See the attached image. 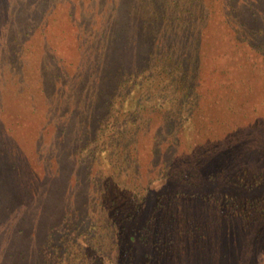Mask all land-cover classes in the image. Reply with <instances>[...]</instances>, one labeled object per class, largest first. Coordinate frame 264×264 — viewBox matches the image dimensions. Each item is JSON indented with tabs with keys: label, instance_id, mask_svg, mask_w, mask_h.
Here are the masks:
<instances>
[{
	"label": "trees",
	"instance_id": "16d2710c",
	"mask_svg": "<svg viewBox=\"0 0 264 264\" xmlns=\"http://www.w3.org/2000/svg\"><path fill=\"white\" fill-rule=\"evenodd\" d=\"M47 1L0 0V64L6 63L13 73L22 72L24 43L49 19L53 0ZM219 2H70L76 7L69 4L67 15L73 25L74 22L77 25L82 58H86V63L79 64L78 69L76 65L73 71L65 65L66 69L60 66L53 75L57 96L54 127L57 129L56 140L60 143L56 156L62 168L59 167L53 177L56 199L43 203L46 214L35 226L37 240L43 239L40 253L44 263L50 259L56 260V264H165L171 249L178 246L181 235L187 239L193 237L194 243H199L200 225L192 221L193 217L178 216L177 210L183 198L200 195V184L210 182L220 187V176L217 177L214 169L218 163L203 161L197 166L192 165V160L185 161L181 157L170 166L166 163L157 166L152 172H155L153 177L141 183L135 141L138 135L147 134L157 120L159 126L156 125L152 133L155 146L163 132L168 139L164 151L173 143H179V139L186 142L190 123L195 121L199 110L194 76L200 71L204 73L203 60L216 46L218 54L213 53L216 60L208 57L210 64L214 63L212 67L216 73H234L240 85L242 74L247 73L246 91L254 93L256 100L257 88L255 90L251 79L256 73L264 78V46L251 35L254 31H248L255 26L253 35L263 37L264 12L250 3L249 17L236 20L239 25L235 24L236 28L232 25L233 31L227 38L221 36L220 43L217 28L221 24L217 27L215 24L219 20L227 25L228 21L225 17L220 19ZM258 3L264 8V0H258ZM242 23L246 25L244 36H241L244 42L238 37ZM246 47L254 50L255 57L250 58ZM221 50V58L217 59ZM233 85L231 93L238 99L240 86ZM262 89L264 92V85ZM260 92L263 96L261 89ZM230 99L231 96L227 97L229 105L225 103L224 110L232 113ZM204 110L205 107L200 112V120L206 116ZM255 110L256 114L263 113L260 106ZM79 116L74 151L75 157L78 151L74 167L78 177L74 183L81 173H85L89 177L88 187L86 190L76 183L72 198L67 195L62 201L58 195L67 174L66 152L70 146L71 125ZM63 123L67 125L61 126ZM214 130L210 128L207 132ZM172 137L175 139L171 140ZM9 153L0 143V172L6 170L3 161L11 157ZM15 167L14 162L9 164V168ZM186 171L190 172L189 176L185 175ZM195 178L199 182L192 183ZM213 196L214 193H206L200 200ZM54 200L56 206L50 204ZM249 202V207L244 206L245 211L254 210L252 206L256 210L264 209L259 208L260 200L253 198ZM98 209L107 214L97 216ZM20 221L23 227L11 242L16 252L6 253L7 259L13 261L11 264H16V257L21 262L27 259V235L25 238L24 233L30 226L26 216ZM31 231L34 233L33 229ZM64 249L68 250L65 256L71 255L67 263L59 256ZM44 257L47 258L44 260ZM1 263L5 264L4 259Z\"/></svg>",
	"mask_w": 264,
	"mask_h": 264
},
{
	"label": "rangeland",
	"instance_id": "374dc122",
	"mask_svg": "<svg viewBox=\"0 0 264 264\" xmlns=\"http://www.w3.org/2000/svg\"><path fill=\"white\" fill-rule=\"evenodd\" d=\"M72 1L76 0H58L57 2L53 0L49 19L41 30H35L22 47L21 73H13L6 63L0 64V119L2 122L0 143L7 148L11 156L6 162L3 161V166L6 165L5 172H0V264H3L1 263L3 259L5 264L13 263L12 260L11 262L7 259L6 253L16 252L11 242L17 236V231L23 227L20 219L24 216L30 226L24 233L25 238L27 235L25 252L27 259L21 262L16 257V264H56V260L48 259L46 263L41 260L40 250L43 239L37 240L35 226L46 214L43 203L56 199V192L53 191L56 188L54 178L56 172L62 168L56 156L60 143L56 140L57 129L54 127L57 116V96L53 75L60 66L65 68V65L69 71H73L76 65L78 69L79 64L86 63V58H82V43L77 25L74 21L73 25L67 15L69 4L73 5V8L76 7L74 3H70ZM250 3L258 6L257 10L260 12H264L258 0H250V2L249 0H220L222 13L220 19L225 17L228 21L227 25L219 20L215 24L216 27L221 24L217 28L219 32L217 40L220 43L221 36L227 38L229 32L233 31L232 25L233 28L239 25L235 22L236 20L240 21L242 16L249 17ZM243 23L238 36L241 42H244L241 36H244V26H246ZM254 23L257 24V22ZM221 27L224 29H220ZM251 30L255 34V26H252L248 32ZM253 34L251 35L264 46V35L262 37V35ZM217 51L216 46L205 56L204 73L201 71L195 73L199 110L195 121L190 123L191 128L186 142H180L179 139V143H173L164 151L168 139L163 132L155 146L152 133L156 125L159 126L157 120L147 134L138 135L135 141L141 167L139 168L141 183L153 177L155 172L153 174L152 172L157 166H161L162 163L170 166L181 157L185 161L192 160V165L197 164V166L203 164V161L218 163L214 169L217 177L220 176V187L210 182L200 184L199 187L202 186L198 190L200 195L183 198L177 210L178 216L184 219L193 217L192 221L200 225L199 243L195 244L193 237L187 239L184 238L185 235H181L178 246L171 249L165 264H264V209L256 210L255 206H252L254 210L253 208L250 211L244 210V206L249 207V201L253 198L260 200L259 208L261 206L264 208V180L262 181L264 177V92L262 89L264 78L256 73L251 79L255 90L257 88L255 100L254 93L246 91L247 73L242 74L241 85L234 73L233 75L232 73H216L217 71L212 67L214 63L210 64L208 57L216 60L213 53L218 54ZM246 51H250V58L255 57L253 49L246 47ZM221 53L223 50L219 53L220 55H216L217 59ZM233 83L235 87L240 86L241 93L238 94V99L234 93H231L234 90L231 88L234 86ZM226 91H230L232 95ZM229 96L234 109L232 113L224 110L225 103L229 105L227 100ZM258 106L263 112L261 115L256 114L255 108ZM204 107L206 116L200 120V112ZM80 118L79 116L75 122L72 120L70 146L66 152L67 174L61 193L58 195L59 199L62 197V201L67 195L72 198L74 192L72 189L75 188L76 183L86 190L88 187L89 177L85 173H81L78 181L74 183L78 177L77 169L74 168L78 151L76 150V157L74 151L75 135ZM210 128L216 130L207 132ZM157 129L156 135L159 133ZM11 162L15 163V168H9ZM185 175L189 176L190 172L186 171ZM195 180H192V183L199 182V179ZM183 186L187 187L185 183ZM186 191L191 192L190 189ZM206 193L209 195L214 193L215 197L200 200V196ZM13 196L17 197L13 198ZM50 204L56 206V200ZM96 212L97 216L99 213L107 214L105 210L100 209ZM71 248L72 246L69 250ZM67 252L68 250L65 251V249L59 252V256L64 258L65 263L69 262L71 257V255L65 256ZM46 258L44 257V260Z\"/></svg>",
	"mask_w": 264,
	"mask_h": 264
}]
</instances>
